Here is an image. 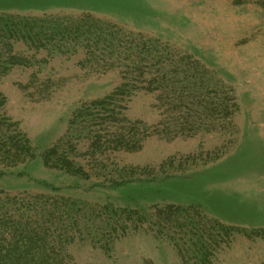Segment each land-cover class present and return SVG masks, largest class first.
<instances>
[{"label": "rangeland", "instance_id": "rangeland-1", "mask_svg": "<svg viewBox=\"0 0 264 264\" xmlns=\"http://www.w3.org/2000/svg\"><path fill=\"white\" fill-rule=\"evenodd\" d=\"M23 243L264 264V0H0V248Z\"/></svg>", "mask_w": 264, "mask_h": 264}, {"label": "trees", "instance_id": "trees-1", "mask_svg": "<svg viewBox=\"0 0 264 264\" xmlns=\"http://www.w3.org/2000/svg\"><path fill=\"white\" fill-rule=\"evenodd\" d=\"M54 154H57L54 147L47 149L42 155L44 163L52 166L53 164L51 163V161L53 160ZM64 159L65 160L61 159V161L64 162L62 164L68 166L69 171L73 173H81V167H75V165H73V162L70 161V159L67 157H64ZM52 252L43 250L42 248H39V246L31 248L26 245V243H23L22 248L20 247V249L17 250L0 248V264H49L46 260L51 258H53L57 262L52 264H69L67 263V261H64L66 255L63 256L61 255V253H58L56 251ZM14 257H17V259L19 260L18 263L13 261ZM72 264H75V262H73Z\"/></svg>", "mask_w": 264, "mask_h": 264}]
</instances>
